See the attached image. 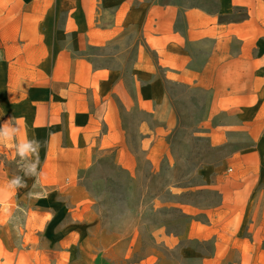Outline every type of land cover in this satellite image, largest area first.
<instances>
[{
  "label": "crops",
  "instance_id": "0c3cea01",
  "mask_svg": "<svg viewBox=\"0 0 264 264\" xmlns=\"http://www.w3.org/2000/svg\"><path fill=\"white\" fill-rule=\"evenodd\" d=\"M172 86L205 95L197 129L213 148L235 144L199 173L219 204L200 219L186 205L153 203L152 212L178 209L184 219L178 231L166 221L153 229L140 251L135 238L102 228L82 181L105 150L134 171L122 113L144 115L133 124L155 161L174 128ZM7 119L19 124L18 139L40 141L49 191L27 200L29 179L9 199L24 213L0 224V264H264V0H0V123ZM12 155L0 147V185L16 174Z\"/></svg>",
  "mask_w": 264,
  "mask_h": 264
},
{
  "label": "rangeland",
  "instance_id": "374dc122",
  "mask_svg": "<svg viewBox=\"0 0 264 264\" xmlns=\"http://www.w3.org/2000/svg\"><path fill=\"white\" fill-rule=\"evenodd\" d=\"M159 1L183 6L214 4V0ZM171 93L174 128L163 135L155 161L140 150V137L136 123L133 124L144 115L122 113L123 120L129 122L126 142L136 155L134 171L120 168L114 162V152L105 150L98 153L82 181L94 199L102 228L114 236H124L126 243L135 238L140 251L152 245L153 229L166 221L172 224L173 231H178L184 219L178 209L152 212L153 203L186 205L192 211H200V219L204 218L203 210L219 204L217 193L202 188L199 173L206 166L218 164L235 144L213 148L205 132L197 129L204 117V94L182 86H172ZM158 250H163L162 244Z\"/></svg>",
  "mask_w": 264,
  "mask_h": 264
},
{
  "label": "clouds",
  "instance_id": "9594fccd",
  "mask_svg": "<svg viewBox=\"0 0 264 264\" xmlns=\"http://www.w3.org/2000/svg\"><path fill=\"white\" fill-rule=\"evenodd\" d=\"M19 131V124L10 119L0 123V147H6L13 153L12 162L17 170L15 175L0 185V224H18L24 209L19 205L13 208L9 203V199L18 195L21 189L29 188L27 183L29 179L33 183L25 193L27 200L35 202L38 199L46 198L49 191L46 186L40 183L39 153L41 143L38 139L29 138L26 133L23 139H18L17 134ZM5 194H7L8 199H5Z\"/></svg>",
  "mask_w": 264,
  "mask_h": 264
}]
</instances>
